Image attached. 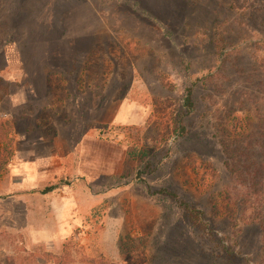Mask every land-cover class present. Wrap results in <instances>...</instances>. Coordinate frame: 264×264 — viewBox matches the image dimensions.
<instances>
[{
  "label": "rangeland",
  "instance_id": "rangeland-1",
  "mask_svg": "<svg viewBox=\"0 0 264 264\" xmlns=\"http://www.w3.org/2000/svg\"><path fill=\"white\" fill-rule=\"evenodd\" d=\"M0 125V264H264V0H0Z\"/></svg>",
  "mask_w": 264,
  "mask_h": 264
},
{
  "label": "trees",
  "instance_id": "trees-1",
  "mask_svg": "<svg viewBox=\"0 0 264 264\" xmlns=\"http://www.w3.org/2000/svg\"><path fill=\"white\" fill-rule=\"evenodd\" d=\"M154 12H151V10L145 9L144 10V14L150 16V17H154L155 19H159L158 16H156L155 14H153ZM192 94H193V90L189 89L188 90V94L187 97L185 99V109L186 111L189 113H191L193 111L194 108V103L192 100ZM0 127L2 128V125H0ZM183 131L186 132V129L184 127H182ZM7 137L3 136V133L0 131V143H1V150H0V171L2 169H6V167L8 166V164L11 162L12 157L14 156L13 153V140L12 138L9 140V142L7 143ZM228 153V157L231 158L233 155L226 150Z\"/></svg>",
  "mask_w": 264,
  "mask_h": 264
}]
</instances>
